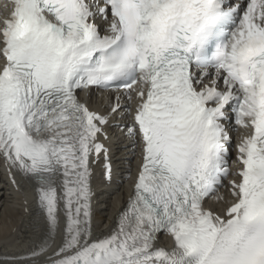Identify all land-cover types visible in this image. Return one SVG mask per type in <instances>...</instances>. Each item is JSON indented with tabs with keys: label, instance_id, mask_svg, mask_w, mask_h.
<instances>
[{
	"label": "snow or ice",
	"instance_id": "snow-or-ice-1",
	"mask_svg": "<svg viewBox=\"0 0 264 264\" xmlns=\"http://www.w3.org/2000/svg\"><path fill=\"white\" fill-rule=\"evenodd\" d=\"M11 2L0 159L34 191L40 233L14 264H264V0ZM98 92L117 93L103 112ZM121 113L139 168L103 232L93 180L103 160L121 195L108 131ZM226 186L221 216L205 205Z\"/></svg>",
	"mask_w": 264,
	"mask_h": 264
},
{
	"label": "bare ground",
	"instance_id": "bare-ground-1",
	"mask_svg": "<svg viewBox=\"0 0 264 264\" xmlns=\"http://www.w3.org/2000/svg\"><path fill=\"white\" fill-rule=\"evenodd\" d=\"M125 161L120 160L119 166ZM121 195L111 197V191L100 194V202L97 207V218L103 220L104 227L101 231L106 232L113 225L116 214L125 204L128 191H120ZM23 196H28L25 193ZM0 174V254L16 253L23 249L29 242L37 239L39 231L33 228L37 219L25 215L20 207L19 199ZM119 200L118 204L115 201ZM115 205V206H114ZM27 233V235H26Z\"/></svg>",
	"mask_w": 264,
	"mask_h": 264
}]
</instances>
